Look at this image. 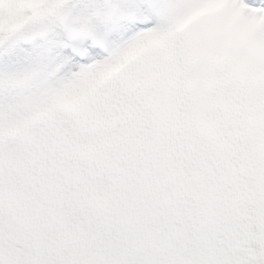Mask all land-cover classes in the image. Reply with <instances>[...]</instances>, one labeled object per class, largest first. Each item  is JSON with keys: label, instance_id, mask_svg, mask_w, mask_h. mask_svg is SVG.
I'll return each mask as SVG.
<instances>
[{"label": "snow or ice", "instance_id": "6c2138e0", "mask_svg": "<svg viewBox=\"0 0 264 264\" xmlns=\"http://www.w3.org/2000/svg\"><path fill=\"white\" fill-rule=\"evenodd\" d=\"M0 264H264V0H0Z\"/></svg>", "mask_w": 264, "mask_h": 264}]
</instances>
